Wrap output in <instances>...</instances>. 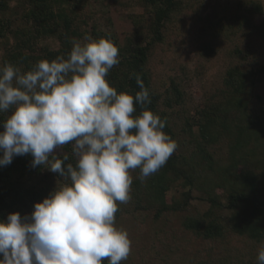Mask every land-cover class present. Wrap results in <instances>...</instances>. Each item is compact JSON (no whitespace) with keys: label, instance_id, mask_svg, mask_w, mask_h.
<instances>
[{"label":"trees","instance_id":"1","mask_svg":"<svg viewBox=\"0 0 264 264\" xmlns=\"http://www.w3.org/2000/svg\"><path fill=\"white\" fill-rule=\"evenodd\" d=\"M11 1L0 0V43L5 49L1 64L11 62L27 71L37 61L67 56L74 39L83 41L86 35L93 39L106 37L118 48L120 59L107 76L110 85L118 92L134 95L141 90L136 83L139 76L149 90L151 103L146 107L166 121L164 131L177 143V157H174L175 150L165 166L144 181L138 179L139 174L134 176L131 186L136 199L134 215L152 212L159 219L168 212L185 211L196 189L209 208L198 216H187L182 223L183 230L197 240L220 243L221 247L229 242L231 251L224 247V252L214 256L213 247L204 248L205 254L197 257L195 264H257V256L247 259L232 244L238 242L235 247L241 249L243 244H264V105L260 101L254 103V96L261 98L255 95V89L264 82V63L258 68L243 66L244 62L232 63L224 74L223 89L218 94H207L203 107L194 115L188 112L187 94L178 80L172 79L163 93L154 90L148 65L155 47H169L170 29L175 33L193 20L200 24L203 20L200 12L206 6L213 17L206 18L205 26L187 29V44L194 41L209 57L217 52L214 38L218 35L247 31L264 49V22L256 21L258 15L264 14L263 4L253 0H237L234 5L224 4V0H140L153 11L149 27L152 37L148 42L142 40L143 16H139L134 19L135 33L122 44L112 31L104 32L97 25L90 30L81 27L84 23L89 26L87 21H80L89 0H26L22 14L26 24L17 28L4 17ZM50 39L59 41L57 51L44 46L43 42ZM250 50L251 47L245 51L236 49L235 54L241 61H247ZM176 108L182 110L174 111ZM140 110L138 106L137 113ZM9 114H0V120ZM182 115L183 139L175 129L180 123L176 119ZM218 120L224 125L222 130L215 126ZM223 136H228L232 143L228 152L230 160L225 163L218 162L202 148V142L212 144ZM62 149L70 157L65 163L75 164L71 144ZM31 160L30 155L17 156L10 165L0 166V221H6L9 213L30 214L35 203L42 202L57 187L37 182L46 165L32 168ZM55 176L63 180L59 173ZM179 180L190 190L183 194L182 201L169 203L167 193ZM123 212L128 211L119 204L116 220Z\"/></svg>","mask_w":264,"mask_h":264},{"label":"clouds","instance_id":"2","mask_svg":"<svg viewBox=\"0 0 264 264\" xmlns=\"http://www.w3.org/2000/svg\"><path fill=\"white\" fill-rule=\"evenodd\" d=\"M120 63L106 37L74 39L67 56L37 61L29 70L0 64V166L30 155L66 183L21 216L0 221V264H121L131 253L117 227L119 204L131 199L133 176L146 180L167 163L177 143L166 121L146 107L149 90L118 92L107 76ZM140 107L137 113V107ZM71 144L75 164L58 149ZM50 157L53 159L50 160ZM257 264H264V244Z\"/></svg>","mask_w":264,"mask_h":264},{"label":"rangeland","instance_id":"3","mask_svg":"<svg viewBox=\"0 0 264 264\" xmlns=\"http://www.w3.org/2000/svg\"><path fill=\"white\" fill-rule=\"evenodd\" d=\"M263 4L264 0H253ZM237 0H224V4L234 5ZM26 7V0H12L11 7L4 17L8 18L15 28L23 27V10ZM200 12V24L193 20L187 25L179 29V31L168 34L167 40L170 42L169 47L162 48L160 46L154 48L148 65V71L152 76V85L154 90L163 93L169 87L172 79L179 81L182 89L187 94L189 103V113L194 115L195 112L204 105V98L207 94L214 92L220 93L223 89L224 74L232 63H242L243 66H253L258 68L264 63V49L259 42L252 36H249L247 31H243L237 35H230L223 32L214 38L217 52L213 56H207L201 49L198 48L193 41L192 44H187L189 38L185 36L189 27L199 28L207 24L206 18L213 17L208 6L204 7ZM152 10L146 8L140 0H89L84 14H82L80 21H87L81 25L83 29L90 30L93 25H97L102 31H112L122 44H125L127 37L135 33L134 19L143 16L140 20L143 27L140 32L143 34L142 40L148 42L152 37L150 30ZM258 23L264 22V14L258 15L256 18ZM26 24V23H25ZM189 24V26H188ZM198 30V29H197ZM14 43L12 38L11 44ZM50 50L57 51L60 48V43L56 39H50L43 42ZM153 47V46H152ZM250 50L247 61H241L239 55L235 54L236 49ZM5 55L4 45L0 43V64ZM254 103L260 101L264 105V82L258 85L255 89ZM182 110L180 108L174 111ZM223 117V114H221ZM182 117L176 119L179 123L175 127L179 133L180 138L183 139V125ZM217 126L220 130L223 128L221 120H218ZM198 128L195 129V133ZM182 135V136H181ZM202 148L215 156L218 162L225 163L230 160L228 152L230 151L231 140L228 136H223L218 142L214 140L212 144L207 141L202 142ZM182 146V145H181ZM183 147V146H182ZM60 155L64 153L63 149L57 150ZM174 154V152H173ZM189 155V154H186ZM177 157V149L174 157ZM47 167V165H46ZM134 170L131 175H138ZM37 182L48 183L58 186L62 184V180H58L55 173L45 169L43 173L36 179ZM189 188L183 185L182 180L174 184L173 188L167 193L169 203L173 200L183 199V194L189 192ZM134 191L131 188V199L127 203H121L122 208L128 212H123L116 220L117 227L127 230L131 240V253L127 260L131 261L121 264H195L197 257L201 258L204 253V248H214L218 256L222 248L230 250L231 244L220 243H206L202 240H197L190 236L182 228V223L189 215H200L206 212L209 204L201 196L198 190L192 191L193 199L187 210L177 213H166L163 218L157 219L152 212H145L134 215L133 210L136 204ZM138 213V212H137ZM238 242L232 246L238 250L239 253L247 255V259H252V256L258 255L259 246H252V244H243L242 249L235 247ZM231 251V250H230ZM216 258V257H215ZM218 259V258H217ZM255 260H253L254 262ZM249 262V261H248Z\"/></svg>","mask_w":264,"mask_h":264}]
</instances>
